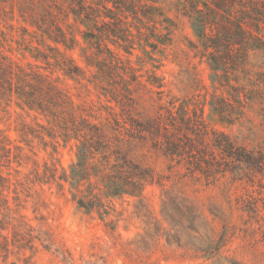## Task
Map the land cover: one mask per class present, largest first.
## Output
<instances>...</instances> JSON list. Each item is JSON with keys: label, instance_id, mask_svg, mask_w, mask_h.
Returning <instances> with one entry per match:
<instances>
[{"label": "trees", "instance_id": "16d2710c", "mask_svg": "<svg viewBox=\"0 0 264 264\" xmlns=\"http://www.w3.org/2000/svg\"><path fill=\"white\" fill-rule=\"evenodd\" d=\"M179 9L190 19L197 38L192 47L206 56L213 86L223 88L234 101H239L235 99L239 97V89H245L236 84L239 71L247 84L254 86L250 93L257 92L264 84V70L256 72L253 78L248 66L254 64L248 57L249 52L258 51L264 56V0H188L180 2ZM17 11L21 21L32 27L29 30L20 26L18 48L27 51L34 61L58 67L79 83L85 79L112 103L108 108L119 110L110 112L105 120H96L92 106L75 103L71 93L41 71L40 65L29 62L23 66L0 55V102L8 106L13 103L47 123L36 122L34 126L21 122L17 129L20 136L44 139L46 135L56 143L58 139L64 143L71 141L73 149L74 158L68 169L58 171L54 164H44L42 169L37 166L27 181L55 182L59 188L68 183L76 206L86 212L95 211L102 219L109 212V199L140 198L144 185L153 178V169L133 156L136 147L147 145L170 160L184 161L202 172L239 174L246 169L264 174V150L248 148L227 133L208 128L202 118V107L191 108L189 100L178 101L165 93L155 73L147 76L150 87L130 61L107 44H117L127 53L137 44L155 61L146 46L155 50L158 44L170 40L173 25L155 0H24L18 3ZM6 12L12 20V5L7 9L0 4V20ZM119 13H127L131 21H124ZM157 23L163 25L164 31H157ZM76 32L84 46L80 45ZM0 37V44L7 40L3 30ZM75 46H79L84 65L90 69V78H85L84 68L60 50V47L72 50ZM227 99L213 95L208 104L222 120L231 123L226 119L233 117L227 109L230 104ZM10 145V139L0 131V165L2 160L19 165L20 146H14L18 152L11 157ZM6 174L0 172L3 209L8 205L2 191L10 188L11 183L9 172ZM14 192L18 194L16 188ZM15 235L26 243L35 238L19 231ZM223 244L222 235L220 240L210 241L197 250L204 251L209 258Z\"/></svg>", "mask_w": 264, "mask_h": 264}, {"label": "rangeland", "instance_id": "374dc122", "mask_svg": "<svg viewBox=\"0 0 264 264\" xmlns=\"http://www.w3.org/2000/svg\"><path fill=\"white\" fill-rule=\"evenodd\" d=\"M23 1L0 0L7 9L12 5L14 11L12 20L8 12L1 14L0 30L7 40L0 44V55L23 66L29 62L40 65L41 71L71 93L75 103L92 106L96 120H105L113 111L118 113L117 108L107 107L112 103L85 79L79 83L58 67L34 61L27 51L18 48L20 26L32 29L18 15L17 5ZM155 1L163 16L173 23L170 40L158 44L155 50L146 46L155 61L137 44L130 53L107 42L109 47L128 59L147 85V76L155 73L165 93L178 101L189 100L191 108L202 107V118L208 128L225 132L248 148L264 150V84L250 93L254 86L248 85L238 71V82L232 83L245 87L239 89V97L235 98L239 101H234L223 88L216 89L206 56L192 47L197 38L190 19L179 9L180 2L188 0ZM107 4L112 6L110 2ZM119 15L124 21H131L127 13ZM162 26L157 23V31H164ZM76 37L84 46L77 32ZM60 50L84 68L85 78H90L79 46ZM248 58L254 64L248 67L255 78L256 72L264 70V56L260 51L249 52ZM83 83L88 85L85 87ZM213 95L228 97L227 109L233 117L226 119L231 123L210 108L208 101ZM21 122L34 126L36 122L47 124L13 103L8 106L0 102V131L11 141V157L18 152L14 146H20L22 153L19 165L3 160L0 165V172L3 175L9 172L11 180L10 188L2 191L8 208H0V264H264V174L246 169L239 174L202 172L184 161L170 160L147 145L136 147L133 156L153 169V178L144 185L140 198L109 199V212L101 219L95 211L86 212L76 206L68 183L59 188L55 182L27 181L37 166L42 169L44 164H54L58 171L68 169L74 154L71 141L64 143L58 139L56 143L46 135L44 139L30 135L22 138L17 131ZM15 231L25 236L30 233L35 238L26 243ZM222 235L224 244L219 252L207 258L204 251L197 250L210 241L215 243Z\"/></svg>", "mask_w": 264, "mask_h": 264}]
</instances>
